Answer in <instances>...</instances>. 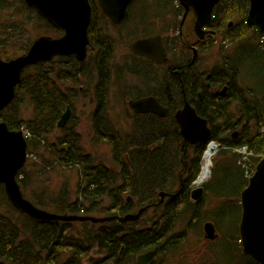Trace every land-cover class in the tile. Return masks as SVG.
Segmentation results:
<instances>
[{"label": "trees", "instance_id": "1", "mask_svg": "<svg viewBox=\"0 0 264 264\" xmlns=\"http://www.w3.org/2000/svg\"><path fill=\"white\" fill-rule=\"evenodd\" d=\"M169 1L170 5L171 1L176 5L175 16H182L184 10L178 0ZM249 7V0H222L214 10V22L219 24L221 36L231 40L232 45L229 50L221 48V64L217 70L225 71L223 82L218 85L226 81L233 91L228 97L217 100L206 98L204 105L209 112L211 140L221 144L213 158V175L204 187L206 193L216 198L212 219L225 241L224 254L230 264L233 257L246 258L248 264H258L244 254L237 243L241 239V193L256 165L264 158V88L258 84L241 85L243 73L252 61L260 59L264 69V42L260 45L256 41L257 36L263 35L246 23ZM180 23L181 20L173 19L175 32ZM95 30L91 26V46L85 61L80 62L75 56H59L50 62L29 66L17 87L15 100L0 113V120L7 122L11 129H25L29 133L31 163H27L18 176L25 197L53 213L83 216L102 213L107 201L110 207L116 206L113 208L123 201L119 212L124 213L155 203L164 191H175L178 177L176 192L181 195L167 206L171 228L178 220H188L190 224L192 220L205 219L204 210L201 213L204 199L192 202L190 190L201 171L206 145H188L180 135L174 111L181 99L176 105L170 103L167 119L151 116L155 118L152 120L147 115H136L131 121L130 132L117 128L109 115V58L105 62L109 48H103ZM62 34L30 8L26 0H0V56L3 59L24 54L40 35L59 37ZM94 80V88L89 87ZM192 82L190 75L186 77L187 95L190 100H195L191 93ZM90 90L98 98L97 109L92 115L93 140L105 141L111 146L112 166L86 149L81 133L77 131L78 124L71 120L64 129L58 125L67 109H72L81 95L88 98ZM171 95L175 96L174 91ZM26 110L30 111L29 117L24 114ZM238 130L239 134L234 137ZM243 148L246 153L241 152ZM54 165L63 169L78 168L74 198L66 193L55 197L47 190L41 194L34 186L36 168L38 172H44ZM220 165L227 166L229 174L218 179L216 169ZM235 184L238 188L233 190ZM138 234L139 230H120L115 223L109 222L33 220L10 203L4 186L0 185V264H118V259L127 258L126 252L121 253L124 244L127 251L135 250L134 254L140 248H131L128 243ZM177 235L173 234L171 251L177 246ZM183 241L182 238L180 242ZM91 253L98 257L86 262Z\"/></svg>", "mask_w": 264, "mask_h": 264}, {"label": "water", "instance_id": "2", "mask_svg": "<svg viewBox=\"0 0 264 264\" xmlns=\"http://www.w3.org/2000/svg\"><path fill=\"white\" fill-rule=\"evenodd\" d=\"M115 1H117L119 17L122 20L127 16V9L134 0ZM221 1L178 0L184 8L181 26L192 12L195 16V33L203 38L204 28L212 21L214 10ZM249 2L246 23L256 27L259 33L264 35V0H249ZM26 3L53 27L63 31V35L59 37L40 35L33 40L24 54L11 59H3L0 56V113L15 100L17 87L29 66L50 62L59 56H75L78 61L83 62L88 56L89 28L92 21L90 0H26ZM134 47L141 48L142 53L149 55L159 64L165 60V48L160 35L139 40ZM133 105L136 108L142 106L145 111L152 110L162 115L166 113V109L153 97ZM70 115L69 107L62 115L58 123L59 127L66 126ZM176 120L180 125V134L186 143L206 144L210 141L211 129L207 119L201 117L187 99L184 107L177 111ZM209 143L215 144L217 151L219 150L220 147L216 142ZM29 156L28 140L23 129H11L7 122L0 121V185L4 186L8 200L18 211L33 220L42 222L53 220L103 222L109 219L90 215L58 214L35 205L25 197L18 179ZM198 179L195 182L197 185L201 183ZM204 193V186H199L192 191V198L198 201ZM161 196L164 197V192ZM241 204L240 234L243 252L258 264H264V158L258 162L248 185L242 191ZM144 209L135 215H127L120 219L124 221L137 219ZM204 230L209 239L214 240L219 235L217 227L211 221L204 224Z\"/></svg>", "mask_w": 264, "mask_h": 264}, {"label": "flooded vegetation", "instance_id": "3", "mask_svg": "<svg viewBox=\"0 0 264 264\" xmlns=\"http://www.w3.org/2000/svg\"><path fill=\"white\" fill-rule=\"evenodd\" d=\"M167 1V0H166ZM138 0H134L132 4L127 9V16L120 20L119 12H118V4L115 0H90L92 7V21L89 28V39L90 44L88 47V55L89 49L91 46V26L92 29L96 31L99 36L100 44L103 46L105 50H108L107 53L109 55L106 57L105 62L109 58L108 62V80L109 82L113 80V78L118 79V82L128 81L130 77L132 79L138 78V82L135 85H123L121 87V97H128L129 105L133 110V114L131 117V121L136 117V115H147L150 116L152 120L155 118L151 116H157L161 119H167L170 113V103L178 104L179 99L180 105L176 107L174 111V117L176 119V113L178 110L182 109L185 104V100L187 99L189 103L197 110V113L207 119L209 128H212L210 123V118H208L207 110L204 108L206 103V98L211 97L214 100H217L222 97H228V93L232 90V86L229 85L228 82H224L221 86L218 84L223 82V74L224 71H218L217 67L220 66L219 63V54L221 48L229 50L232 45L231 40L224 38L223 46H220L219 37L221 34L219 32V24H216L215 14L212 21L204 28V37H199L195 30L190 33H186L185 25L187 24V19L183 26L181 23L179 25V29L175 32L179 37H175V46L180 45L178 49L182 51L179 55L177 54L176 60H172L170 57L171 54V42L169 39V35H167V31H171L173 27L167 26V13L171 12L170 1L168 0L167 10V2H166V10L162 13L165 17L162 24V29L160 28V32H155L157 30V20L160 15H143L140 14L143 10L134 15V6ZM180 4V3H179ZM143 9L147 7L146 5H141ZM182 7V6H181ZM183 8V7H182ZM138 9H136L137 11ZM184 10V8H183ZM183 12L181 16V22L183 18ZM192 14V13H190ZM189 16V15H188ZM195 18V16H193ZM193 18V20H195ZM194 22V21H193ZM195 25V22H194ZM233 23H230L232 26ZM194 29V28H193ZM63 32V31H62ZM63 35V34H62ZM160 35L163 41V45L165 48V60L162 64L157 63L152 57L147 54L142 53L141 48H135L134 44L151 36ZM193 35V38H192ZM262 35V34H261ZM264 37V36H263ZM124 38H128L130 41V58H126L123 62L118 61L116 57L117 46L121 43ZM131 38V39H130ZM128 40V41H129ZM128 44V46H129ZM123 46V45H122ZM212 51H217L218 54V62L216 65L207 71L200 70L199 68V56L202 53H210ZM88 57V56H87ZM87 59V58H86ZM107 65V64H106ZM164 68V74L161 77L157 74L158 68ZM213 70H215L213 72ZM192 77V89L191 93L194 96L195 100L189 99L187 95V88L185 84L186 77ZM202 76V79H201ZM126 78V79H125ZM203 80V81H202ZM174 82V88L172 90V83ZM110 84V92L112 90ZM175 93V96L171 95V92ZM91 95L88 97L90 103L93 105L92 115L97 109L98 98L94 95L93 91L90 90ZM110 92H109V101H110ZM178 94L180 96H178ZM155 98L156 101L166 109L165 115L156 113L152 110H144V107H134L133 104L136 105L137 102L145 101L148 98ZM181 97V98H180ZM87 98V97H86ZM199 111H203L199 113ZM235 107V105H233ZM110 112V109H109ZM72 113V109H71ZM96 114V112H95ZM71 118V115H70ZM70 118L68 122L70 121ZM177 121V120H176ZM67 122V123H68ZM178 123V122H177ZM94 122H92L91 130L94 133L93 129ZM179 125V123H178ZM67 126V124H66ZM65 126V127H66ZM64 127V128H65ZM62 128V129H64ZM180 128V125H179ZM167 130V129H166ZM180 133V129H179ZM239 134V130L235 131L233 136L236 137ZM181 135V134H180ZM183 137V136H182ZM211 138V137H210ZM184 140V137H183ZM185 141V140H184ZM213 140L210 139L209 142ZM208 142V144H210ZM188 144V143H187ZM197 144H188V145H198ZM205 144V143H204ZM208 146V145H207ZM182 180V178H180ZM194 183V182H193ZM194 189L191 188L190 196L192 200V191ZM206 193V191H205ZM186 195V193H183ZM181 195L178 192H168L164 191V197L159 196V200H157L153 204H147L143 207H135L133 209H129L124 211V213L119 212V208L123 205V201L120 203V206L117 208H113L116 206H109L110 202L107 201L105 204L104 211L100 213L103 217L101 218H109L100 223H115L117 228L120 230L132 228L139 230L138 235H133L130 242L131 248L140 247L134 254V251L129 252L125 244L121 247V253L126 252L127 258L123 257L118 259V264H168L170 261V251H171V241H172V230L176 228V226L181 223V220H178L175 223V227L171 228V219H170V209L167 208L169 204H171V200L174 201ZM128 200H131L130 197H126ZM201 201L198 200L196 202ZM195 202V201H192ZM195 202V203H196ZM144 209L142 214L137 219H129V220H121L120 218L126 217L127 215H135L140 212L141 209ZM92 216V215H91ZM93 222V221H92ZM97 223V222H94ZM128 227V228H127ZM124 235V234H123ZM121 235V237L123 236ZM177 237L181 238V236L177 235ZM184 237V235H183ZM182 237V238H183ZM177 239L176 242L178 241ZM122 239V238H121ZM91 256V261L95 258ZM109 264H112L111 262Z\"/></svg>", "mask_w": 264, "mask_h": 264}, {"label": "rangeland", "instance_id": "4", "mask_svg": "<svg viewBox=\"0 0 264 264\" xmlns=\"http://www.w3.org/2000/svg\"><path fill=\"white\" fill-rule=\"evenodd\" d=\"M166 2H167V10L169 9L168 5V0H138L136 5L133 7L134 8V15H138L142 10L143 12L140 14L141 16L145 15H160L166 10ZM178 2V1H177ZM179 3V2H178ZM141 5H146L143 9ZM170 8L172 11L170 13H167V26L173 27V19L181 20V16H175L174 11H176V5L171 1ZM136 9H138L136 11ZM192 13V12H191ZM194 14H189L188 16V21L187 24L185 25L186 33H190L194 31V22L193 20ZM164 15L162 14L161 17L158 18L157 20V30L155 32H160V28L162 29V24L164 20ZM195 19V18H194ZM194 21V22H193ZM167 35H169V39L171 42V54L170 57L172 60H176L177 54L179 55L182 53L181 50L178 51L180 48V45L175 46V29H172L171 31H167ZM193 38V35H192ZM131 39V38H130ZM127 38H124L121 43L117 46V52H116V57L118 61L123 62L126 58H130L131 56V51H130V41ZM224 38L221 36L219 37V44L220 46L224 44ZM257 44L262 45L264 42V37L263 36H257L256 37ZM129 44V46H128ZM123 45V46H122ZM181 49V48H180ZM199 68L200 70L207 71L211 70L216 63L218 62V54L217 51H212L210 53H202L199 56ZM220 54H219V63L221 64L220 61ZM250 68L245 70L243 73V80L241 79V85H260L264 88V69L263 65L260 61V59L252 61V63L249 65ZM157 74H159L161 77L164 74V68H158ZM129 78L128 81H121L118 82V79L113 78L112 80V90L110 92V101H109V109H110V118L114 123H116L117 128H121L122 132H130V127H131V117L133 114V110L131 109L128 101V97H121V87L123 85H135V83H140L138 82V78ZM125 78V79H126ZM96 80L92 82V84H88L89 87L93 86L96 84ZM95 83V84H94ZM93 105L90 103V100L86 98L85 96L81 95L79 100H77L74 103V106L72 108V113H71V118L70 121L72 120V123L78 124V130L81 133L82 136V142L85 145L86 149L93 152L94 155L100 159L105 161L108 165H114L113 160H112V149L111 146L103 141V142H96L93 140L94 133L91 130L92 126V110H93ZM26 117L30 116V111L26 110L25 113ZM3 121V120H0ZM62 129V128H61ZM60 133H56V135H59ZM29 136V133H28ZM55 137V135H54ZM219 147H221L220 143L215 141ZM208 143H206V148H207ZM221 149V148H220ZM206 151V150H205ZM219 151H217L218 153ZM242 153H246V149H242ZM205 153V152H204ZM215 154V156L217 155ZM205 155V154H204ZM204 155L201 163V170H202V165L204 163ZM215 156L213 158H215ZM32 159V158H31ZM30 157L28 158L27 163H31ZM34 159V158H33ZM127 159L129 160V157L127 156ZM34 161H37L34 160ZM38 163H41L40 161ZM212 160V168H211V175L210 177L197 185L195 182L200 176V173L196 179V181L192 184V189H195L199 186H204L206 183H208L213 175V169L214 165ZM30 169V167H29ZM217 174H218V179L221 176L229 174V170L227 169V166L225 165H220L218 166ZM33 171V170H32ZM34 175V186L38 189V191L42 194L44 191L47 190V193L49 195H53L55 197H58L61 194H68L71 197L76 196V190H77V181L79 180V170L77 167H73L71 169H63L61 167H58L56 165L48 167L46 171H39L38 172V167L36 170L33 172ZM248 175H250L248 173ZM251 176V175H250ZM176 186H175V191L176 192L179 189V182H178V177L176 178ZM238 186L235 184L233 185L232 189L236 190ZM230 191V190H229ZM232 193L233 192L231 190ZM28 195L32 197V193L30 190H28ZM237 196V195H235ZM204 197V198H203ZM201 198L204 199V203L201 207V213L204 210V217H206L203 220H192L190 224H188V220L185 222L179 223L174 230H172V235L173 234H183L182 237L184 241L181 242H176V247L175 249H172L170 251V261L168 264H208V263H213V264H230L229 260L225 256V244L223 242L224 239H222L221 235H218L216 239H209L206 237V232L204 230V224L208 221H211L215 224L217 227L215 221L212 219L214 215V206L216 204V198L211 195V193H204V196ZM239 197V202H240V196ZM238 197H236L238 199ZM192 201H195L192 198ZM241 205V203H240ZM92 216L95 217H103L99 213H93L91 214ZM90 215V216H91ZM23 222L26 225H30V222L21 218ZM100 223V222H97ZM218 228V227H217ZM182 237L179 239L181 241ZM237 243H239L241 246V239L237 240ZM238 245V247L240 246ZM232 248V247H231ZM244 253V252H243ZM91 256H95V253H91L89 257L87 258L86 262L91 261ZM248 260L246 258H239V257H233L231 264H248Z\"/></svg>", "mask_w": 264, "mask_h": 264}, {"label": "bare ground", "instance_id": "5", "mask_svg": "<svg viewBox=\"0 0 264 264\" xmlns=\"http://www.w3.org/2000/svg\"><path fill=\"white\" fill-rule=\"evenodd\" d=\"M216 151H217V146L213 143H210L204 155V163L202 165V170H201V173L198 179L199 182L202 183L210 177L211 168H212V160L216 154Z\"/></svg>", "mask_w": 264, "mask_h": 264}]
</instances>
